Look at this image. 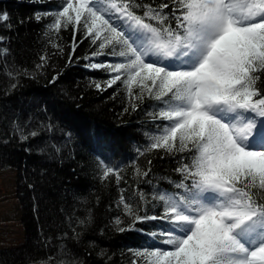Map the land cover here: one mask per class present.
Masks as SVG:
<instances>
[{"label":"snow or ice","instance_id":"6c2138e0","mask_svg":"<svg viewBox=\"0 0 264 264\" xmlns=\"http://www.w3.org/2000/svg\"><path fill=\"white\" fill-rule=\"evenodd\" d=\"M140 8L142 16L135 11ZM42 15L53 16L50 32L83 28L85 38L99 41L93 56L111 48L123 58L86 65L115 74L105 87L124 76L130 100L135 86V101L158 102L152 119L166 123L146 134L145 151L187 154L175 169L181 176L173 182L176 191L153 195L163 215H140L120 198L118 207L132 223L119 231L144 221L168 225L149 235L163 237L159 244L171 249L149 245L137 253L145 264H264V94L257 87L264 75V0H167L155 7L136 0H62L36 19ZM8 19L0 13V21ZM14 132L21 140L39 134L19 125ZM101 168L103 179H122L117 169L103 162ZM148 171L136 169L138 176Z\"/></svg>","mask_w":264,"mask_h":264},{"label":"trees","instance_id":"16d2710c","mask_svg":"<svg viewBox=\"0 0 264 264\" xmlns=\"http://www.w3.org/2000/svg\"><path fill=\"white\" fill-rule=\"evenodd\" d=\"M60 1L0 0V13L9 16L8 21H0V50H7L0 52V169L19 172L18 193L26 202L31 246L22 254L0 251V264H145L137 253L154 243L165 246L159 244L160 237L154 241L149 234L168 225L144 221L130 231H119L132 223L122 205L118 207L120 198L140 215H163L162 203L153 195L176 191L173 182L181 176L175 169L187 154L145 151L146 134L166 123L152 119L158 102L135 101L139 92L135 86L130 100L124 76L105 87L114 73L83 67L92 58L123 60L111 48L93 56L99 41L93 44L85 38L83 28L70 25L57 34L48 29L52 15L36 19ZM136 2L155 7L167 0ZM135 11L143 15L142 8ZM41 63L44 66L38 68ZM257 87L264 94V75ZM14 125L39 134L21 140ZM101 162L117 169L122 179L118 183L112 175L103 179ZM137 168L141 173L150 171L138 176ZM117 217L122 224L115 223Z\"/></svg>","mask_w":264,"mask_h":264},{"label":"rangeland","instance_id":"374dc122","mask_svg":"<svg viewBox=\"0 0 264 264\" xmlns=\"http://www.w3.org/2000/svg\"><path fill=\"white\" fill-rule=\"evenodd\" d=\"M91 61L92 63H111L96 58H92ZM86 65L88 64L83 67L88 69ZM18 181L19 172L16 169H0V251L22 254L28 252L31 246H29L30 229H27L28 222H25L26 202L20 200L22 195L18 193ZM160 238L163 239V237ZM161 248L170 250L171 246L165 245Z\"/></svg>","mask_w":264,"mask_h":264}]
</instances>
